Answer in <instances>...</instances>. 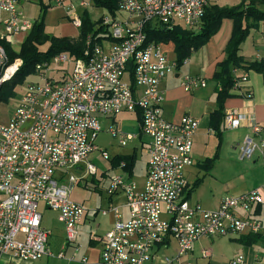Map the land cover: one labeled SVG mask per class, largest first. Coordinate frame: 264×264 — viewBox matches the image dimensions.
Instances as JSON below:
<instances>
[{
	"label": "built area",
	"instance_id": "1",
	"mask_svg": "<svg viewBox=\"0 0 264 264\" xmlns=\"http://www.w3.org/2000/svg\"><path fill=\"white\" fill-rule=\"evenodd\" d=\"M43 1L47 6L62 8L76 29L81 28L82 14L92 3ZM117 3L118 13H125L127 18L120 21L107 15L102 23L109 26L115 42L97 44L86 53V60L73 61L68 53H62L49 65L38 66L35 80L26 83L20 95L9 103L13 109L8 121L0 122V259L9 255L33 263L52 255L49 232L41 227L40 205L57 213L66 241L78 245V227L87 209L72 200V191L87 177L98 174L89 161L92 154L100 152L104 160L111 161L109 153L96 145L103 130L101 119L110 122L121 114L137 111L141 112V133L149 139L145 183L140 188L125 174L109 177L107 192L111 196L123 194L128 218L117 208L100 211L103 216L113 214L115 222L100 238L102 250L97 264H151L156 246L167 237L177 241L176 256L180 260L203 238L241 237L262 231V222L253 211L264 203V187L237 197L226 196L214 211H205L186 199L185 173L194 165L192 152L200 122L191 116L177 123L163 118L165 97L161 85L177 71L176 61L163 51V45L145 43L143 27L147 23L186 30L198 28L209 0ZM33 25L20 0H0V41L12 46L13 39L26 37ZM256 60H264V55H258ZM131 62L133 84L127 70ZM21 64L20 59L9 63L0 44V85L11 80ZM48 71L54 76H48ZM248 82L247 75L239 77L234 92L251 100ZM181 85L191 93L206 87L207 82L200 76L185 75ZM246 120L243 113L227 111L225 129L238 130ZM113 124L106 131L120 147L137 139V134L119 130ZM250 129L251 134L239 146L241 161L252 160L256 154L264 156V126L255 123ZM78 167L84 170L81 178L71 173ZM120 169H125V163L120 164ZM239 211L247 216L240 217ZM70 261L75 262V256ZM244 263L242 255L230 261Z\"/></svg>",
	"mask_w": 264,
	"mask_h": 264
},
{
	"label": "crops",
	"instance_id": "2",
	"mask_svg": "<svg viewBox=\"0 0 264 264\" xmlns=\"http://www.w3.org/2000/svg\"><path fill=\"white\" fill-rule=\"evenodd\" d=\"M232 27V21L224 20L219 33L214 36L206 46L201 48L199 51L195 52L180 71H175L174 74L168 76L162 82L161 85V89L165 97V101L162 106L163 118H165L167 121L177 123L184 116H191L195 119H198L200 122L198 132L194 138V146L192 152V158L194 160L193 166L196 165L194 157H196V159L198 160L197 156H199L198 152L194 151L195 149H202L204 151L205 147L212 148L213 145H215V149H217V139L210 130V114L216 108V83L212 81V77L216 72L217 65L222 62L225 58L224 51L227 43L230 40ZM55 36L65 37L66 35ZM77 36L78 34L70 35L68 37L75 38ZM241 54L247 62L255 61L258 55H264V24H261L258 29H254L251 31L250 36L243 45ZM175 58L176 57L174 53V58L171 60H175ZM243 74H245V72H243L242 70L237 71L238 76H242ZM246 74L249 80L246 88L252 91V99L247 100L242 97V95H240L238 92H234V96L227 100L225 106L226 112L235 111L238 113H243L247 116V120L244 121L240 129L225 131L220 155L221 152L226 149L229 144L228 136L231 137L232 148L239 149V146L242 144L244 138L251 134L250 128L253 124L258 123L264 126V77L262 74L254 71H250ZM185 75H196L204 78L207 82L206 87L198 89L191 93H187L186 91H184L181 85L182 78ZM203 90L205 92H203ZM131 115L134 116L137 127V130L134 131L133 134L138 135L137 139H135L133 142L136 141L139 143V145L134 147L133 150L129 153L115 152L112 154L105 149L104 151L108 152L112 157L110 164L112 163V159L116 156H130L136 153L138 157L139 149H146V151L148 152L149 139L143 136V134L140 136L138 114ZM112 124L116 126L119 130H122L121 128H119L116 119L114 121L108 122L107 128ZM230 132L234 133L230 135ZM214 139L216 141H214ZM260 157L261 156L258 155L257 158L253 159V162L256 163L255 165L247 166V169L249 170L255 168L256 177L253 178L251 182H248V180H246L239 183L238 185L231 186V193L228 192L226 194H222L220 192L217 197L214 196L213 199H210L208 201H202L199 199L193 200V192H195V190L198 191L199 188L205 183V180L207 178L212 179L214 181L217 180V164H215L214 168L209 174H205V177L202 178L201 185L192 192L189 199H187V194L193 187L195 181L197 180L195 178L197 177L199 172L196 173L194 171L195 167L193 166L188 168L185 173L188 181L186 199L191 204L200 205L201 208L205 211H214L220 207L222 200L226 196L237 197L255 189H262L264 187V159L262 164L258 163ZM219 158H221V156H219ZM261 158H264V156H262ZM206 159H208V157ZM148 160L149 157H147L146 160V170L142 177V181H137L134 175L131 177L128 172L123 169H120V166L117 168H113L111 164L109 169L104 170L100 173L98 172L96 176L89 177L90 179L86 178L85 180L80 182L83 184V188H85L86 190L84 191L87 192L89 195H92L96 192L102 193L101 186L103 183L107 184V189L105 192L106 197L102 199V201H105L106 203V208H103L102 206V208H89L86 207L83 203H81L86 207L87 212L83 222L78 227V245L68 244V242L66 241V237L64 236L65 229L62 223H60L59 221L57 223L52 220V217H50V220L46 221L43 225L42 217L41 227L49 232L48 247L52 254L51 256L46 257V262L44 264H51L52 261L50 258H56L53 264H73L70 261V258L73 256H75V264H97L102 250L100 238L103 237V235H105V233L112 228L115 222V217L113 214L103 216L100 211L109 210L110 208H117L122 213L125 219L128 218V210L125 207L126 202L123 194L118 193L116 195L111 196L107 192L109 177L114 174H125V176L129 179L135 180L140 188H143L147 174L146 171ZM219 160L220 159H218L216 163H218ZM200 163L202 162H199L196 166H198ZM76 169H78V171L84 174L83 168L78 167ZM224 172H232L231 165L226 163L224 165ZM261 193L264 201V190ZM43 207L45 210H47L44 205ZM237 214L240 217L247 216V214L242 211H239ZM253 214L259 218L263 225L262 231L259 233V235H261V239L255 245L245 246L244 244L238 242V240L242 236L203 238L194 244L192 251L187 257L178 260L176 256L178 247L177 241L171 237H168L167 244L164 243V239L163 242L159 243L156 246L154 250V258L151 261V264H230V261L239 255L244 256V264H264V203L255 207ZM54 233L58 235L63 234V236L60 237L61 242L58 246V249H60V251L57 253V255H55L51 250L50 240ZM77 246H79L78 252H76ZM83 259H86L87 262L82 263L81 260ZM37 262L38 261L33 263H27L19 259H15L9 255L3 256L0 259V264H37Z\"/></svg>",
	"mask_w": 264,
	"mask_h": 264
},
{
	"label": "trees",
	"instance_id": "3",
	"mask_svg": "<svg viewBox=\"0 0 264 264\" xmlns=\"http://www.w3.org/2000/svg\"><path fill=\"white\" fill-rule=\"evenodd\" d=\"M39 1L41 14L21 44L19 52L13 50L9 42L0 41L9 56V63H13L16 59L22 61L15 76L0 85V104L8 105L11 100L16 98L17 89L34 77L37 67L49 65L56 56L68 53L73 61L86 60V53L97 44H102L103 41L115 42L112 39L109 26L103 25L102 20L94 22L87 11L83 13L82 26L79 28L76 38L57 37L48 33L45 19L49 6L45 5L43 0ZM92 2L95 8L103 9L112 17H117V0H92ZM260 7H264V0H242L233 7H223L209 3L197 31L178 27L170 28L166 25L153 23H147L143 27L146 44L156 43L163 46L172 44L174 46L176 70L180 71L195 52L206 46L219 33L224 20L232 21L231 37L224 51L225 58L217 65L216 72L212 77V81L216 83V108L210 114V130L217 139L218 144L214 157L208 158L198 165L207 174L212 171L220 156L226 131L225 105L227 100L234 96L235 82L241 77L237 75V71L242 70L245 72L243 75L254 71L264 77V60L247 62L241 54L243 45L250 36L251 31L264 24V9ZM127 70L133 84L134 67L132 62ZM137 114L141 136V112L137 111ZM122 162L125 163L124 170L132 177L137 163L136 153L130 156H116L112 159L111 164L113 168H117ZM201 183L202 179L195 181L187 194V199ZM260 239L261 235L250 234L249 236H242L238 242L245 246H252L258 243ZM164 243H168V237Z\"/></svg>",
	"mask_w": 264,
	"mask_h": 264
},
{
	"label": "rangeland",
	"instance_id": "4",
	"mask_svg": "<svg viewBox=\"0 0 264 264\" xmlns=\"http://www.w3.org/2000/svg\"><path fill=\"white\" fill-rule=\"evenodd\" d=\"M241 1L242 0H209V3L223 6V7L224 6L233 7V6L238 5ZM39 3H40L39 0H20V6L25 12L26 17L28 19H32L33 22H35L41 14ZM260 8L264 9V7H260ZM87 12L91 15L92 20L94 22H97L99 20L103 21L107 15H110L107 11L103 9L95 8L93 5V2L91 3V6L87 10ZM117 17L119 18L120 21H122L127 18V15L125 13L119 12ZM45 23H46L47 32L54 36L55 35H60V36L66 35L65 37H68L70 35L78 34L77 32L79 28L76 29L72 25L71 21L66 16L64 10L60 7L49 6V9L46 14ZM198 29L199 27L194 29L193 31H197ZM25 38L26 37L24 36V37H19L17 39H13L14 44L12 46L14 50L18 51L20 49V46L25 40ZM163 51L168 55L170 59L174 58V47L172 44L163 46ZM71 69H72L71 66H69V71H71ZM47 74L48 76H54L51 71H48ZM29 80L30 81L35 80V78L32 77ZM22 89H23V86L17 89L18 96L22 92ZM203 92L205 91L203 90ZM12 106L13 104H8V105L0 104V122L1 123H6L8 121L9 112L13 109ZM116 121L118 122L119 128H121L122 130L126 132L133 133L134 131L137 130L135 118L131 114H121L116 118ZM101 125H102L103 130L102 132L99 133L98 139L96 141V145L100 148V150L106 149L112 154L115 152L129 153L133 150L134 147L139 145V143L135 141L129 144L125 148L120 147L118 144V141L106 131L108 121L101 119ZM233 133L234 132H230V135H232ZM228 139H229V144L227 148L221 152V155H220L221 158H219L220 159L219 162L216 163L217 164V170H216L217 180L214 181L212 179L207 178L205 180V183L199 188V190L198 191L195 190V192H193V198H192L193 200L199 199L202 201H208L210 199H213L214 196L217 197L220 192L222 194H226L228 192L231 193V190H232L231 186L238 185L239 183L246 181V180H248V182H251V180L256 177L255 168H252L249 170L247 169V166L249 165L253 166L256 164L253 162V159L257 158L258 154H256L252 160L241 161L239 158V149L232 148L231 137L228 136ZM214 141L216 140L214 139ZM194 151L195 152L197 151L199 154V156H197L198 160L196 159V157H194L195 163L197 165L199 162H203L207 157L213 158L215 155L216 149H215V145H213L212 148L205 147L204 151L202 149H198V150L195 149ZM147 157H149V155L146 149H143V150L139 149L137 163L135 166V173H134V177L137 181H142V177L146 170L145 166H146ZM261 157L258 163L262 164L264 158H261ZM89 161L93 165L96 166L99 173L104 170L109 169L111 166L110 161L104 160L100 152H95L94 154H92ZM226 163L231 165L232 172H228V173L224 172V165ZM196 165L193 166L195 167L194 171L196 173L199 172L198 174L199 176L197 175L195 179L204 178L206 172ZM71 173L76 175L77 178H81V176L84 175L82 172L78 171V169L72 170ZM87 179H90V178L87 177ZM101 188H102V193L96 192V193H93L92 195H89L87 192H85L86 190L85 188H83V184L80 183L79 185L75 186V188L73 189L71 198L75 202L83 203L86 207H89V208L91 207L98 208L101 206L103 208H106V203L105 201H102V199L106 197L105 192L107 189V184L103 183ZM101 201H102V205H101ZM39 212L43 217V225L46 221L50 220V217L53 218L52 219L53 221L58 223V215L56 212L51 211L49 209L45 210L43 205H40ZM62 236L63 234L58 235L54 233L50 240L51 250L55 255H57V253L60 251V249H58V246L60 245V242H61L60 237ZM64 236L66 237L65 234ZM50 259L52 261L51 264H53L54 260H56V258H50ZM45 262H46V257L39 260L37 264H44ZM72 263L75 264L76 262H72Z\"/></svg>",
	"mask_w": 264,
	"mask_h": 264
}]
</instances>
